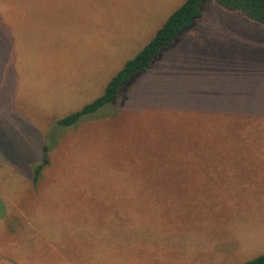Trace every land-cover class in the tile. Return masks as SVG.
Here are the masks:
<instances>
[{
    "label": "rangeland",
    "instance_id": "rangeland-1",
    "mask_svg": "<svg viewBox=\"0 0 264 264\" xmlns=\"http://www.w3.org/2000/svg\"><path fill=\"white\" fill-rule=\"evenodd\" d=\"M185 1L0 0V264L264 254L263 25L207 2L115 100L59 126Z\"/></svg>",
    "mask_w": 264,
    "mask_h": 264
},
{
    "label": "trees",
    "instance_id": "trees-1",
    "mask_svg": "<svg viewBox=\"0 0 264 264\" xmlns=\"http://www.w3.org/2000/svg\"><path fill=\"white\" fill-rule=\"evenodd\" d=\"M210 1H214L227 11L241 13L247 19L264 26V0H186L171 14L145 48L136 57L127 61L107 85L101 97L84 106L82 110L61 119L59 126L64 128L76 125L83 117L95 114L115 100L123 85L130 83L138 74L146 72L163 50L171 46L183 31L193 25L194 21L202 18V5ZM44 152H47L46 147ZM41 169V165L35 167L34 181H37ZM246 264H264V254Z\"/></svg>",
    "mask_w": 264,
    "mask_h": 264
}]
</instances>
